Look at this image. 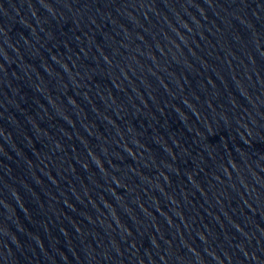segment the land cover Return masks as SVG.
Listing matches in <instances>:
<instances>
[{
    "label": "water",
    "instance_id": "95a60500",
    "mask_svg": "<svg viewBox=\"0 0 264 264\" xmlns=\"http://www.w3.org/2000/svg\"><path fill=\"white\" fill-rule=\"evenodd\" d=\"M0 264H264V0H0Z\"/></svg>",
    "mask_w": 264,
    "mask_h": 264
}]
</instances>
